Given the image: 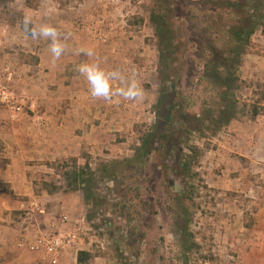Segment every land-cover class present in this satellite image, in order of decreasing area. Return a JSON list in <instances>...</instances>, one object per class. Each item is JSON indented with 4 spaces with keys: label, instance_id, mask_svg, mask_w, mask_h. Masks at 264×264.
<instances>
[{
    "label": "rangeland",
    "instance_id": "1",
    "mask_svg": "<svg viewBox=\"0 0 264 264\" xmlns=\"http://www.w3.org/2000/svg\"><path fill=\"white\" fill-rule=\"evenodd\" d=\"M56 1L0 0V29L23 28V17L32 11L48 8L49 12L60 9L75 14L83 9L87 16L80 17L77 25L82 28L84 24L94 41L108 45L113 33L128 30L131 36L125 34V39L145 43L144 50L140 45L141 51L151 63L145 75L137 70L147 102L144 100L140 106L143 112L137 116L133 132L119 133L117 143L121 148L105 149L97 157L86 154L80 164L74 158L55 164L54 174L46 175L47 181L42 185L48 192L58 194V202L69 197L67 208L51 217L53 223L57 226L63 216L67 217L64 229L75 232L79 243L92 255L87 264L238 262L242 248L237 239L245 232L244 227L252 225L264 198L257 201L253 197L250 181L245 191L237 185V189L227 190L209 182L222 176L223 165L213 169L209 165L213 157L208 153L223 141V129L213 120H197L219 110L216 91L204 78L209 55L206 49L213 43L219 21L206 6L183 1L186 17L176 21L177 27H185L184 33L178 35L181 60L170 67L177 72L172 73L178 83L174 101L178 105L177 116L188 117L183 120V127L171 129L175 136L171 141L160 140L159 130L149 144L153 152L146 155L138 149L153 132L158 100L166 89L163 86H169V81L162 82L163 75L170 73L160 65L159 38L151 21L152 13L165 10V4L158 0H72L79 2L73 4ZM101 32L106 41L98 40ZM261 35L264 36L262 30L256 32L247 54L260 45ZM236 97V121L250 118L256 111L264 112L259 105L264 103V85L242 80ZM172 100L169 97L166 105ZM178 124L179 120L174 126ZM216 157L222 160L221 156ZM231 167L234 170L237 165ZM238 174L239 171L230 173L232 177ZM39 215L27 218L36 222L44 216ZM41 226L46 229L48 223Z\"/></svg>",
    "mask_w": 264,
    "mask_h": 264
},
{
    "label": "crops",
    "instance_id": "2",
    "mask_svg": "<svg viewBox=\"0 0 264 264\" xmlns=\"http://www.w3.org/2000/svg\"><path fill=\"white\" fill-rule=\"evenodd\" d=\"M75 1L68 0L69 4L79 3ZM27 15L34 25L55 26L62 37H67L68 48L55 60L46 40L32 39L23 28L0 29L4 39L0 84L6 78L4 70L10 68L15 74L13 87L27 98L26 111L17 116L0 106V264H51L42 254L17 246L22 236H35L44 230V223L50 227L53 214L67 208L68 196L62 198L63 203L58 202V194L43 187L46 175L54 174L55 164L72 158L80 164L86 154L97 157L105 149H120L119 133L133 132L136 118L143 112L140 106L148 96L144 91V98L136 102L93 99L87 81L75 71L77 65L97 60L105 70L120 68L131 76L139 69L145 75L151 63L141 51L145 43L125 39V34L131 36L130 31H117L108 45H101L91 38L84 24L82 28L77 25L80 17L87 16L83 9L73 14L60 9L49 12L47 8ZM260 38V45L245 55L240 68L241 81H253L255 86L264 85V36ZM89 48L94 50V57L81 51ZM259 105L264 107V103ZM222 138L208 153L213 157L209 162L213 169L223 165L222 176L209 182L227 190L245 191L250 185L257 201L264 198V112L233 120L223 129ZM232 171L239 174L232 177ZM38 213L44 215H39L41 220H28V215ZM244 231L237 239L242 252L235 264H264V204ZM78 248L77 252L65 253L57 264H78L79 252L87 251L81 243Z\"/></svg>",
    "mask_w": 264,
    "mask_h": 264
},
{
    "label": "trees",
    "instance_id": "3",
    "mask_svg": "<svg viewBox=\"0 0 264 264\" xmlns=\"http://www.w3.org/2000/svg\"><path fill=\"white\" fill-rule=\"evenodd\" d=\"M158 1L165 4V10L152 13L151 21L159 38L160 65L164 66L170 75H163L162 78V82L169 81V86H163L166 89L158 100L157 123L153 132L142 140L138 149L145 151L146 155L153 152L149 144L155 139L159 130L160 140L171 141L175 137L171 129L183 127L185 123L183 120L188 117L177 116L178 105L174 101L178 94V83L172 76V73L177 72L170 67L171 63L174 65L181 60L178 52L180 48L178 35L184 33L185 27H177L176 21L186 17V12L182 11L183 8L185 9L183 1L191 5L206 6L207 11L213 14V18L219 21L218 30L212 40L213 43L209 44L206 49L209 55L204 66V78L216 91L219 110L216 114L210 113L208 117H204L202 120L198 119L197 122L213 120L222 130L237 119L236 90L241 81L238 72L243 58L247 55V48L252 43V38L259 30L264 33V0H201L197 3L191 0ZM169 97H172L173 100L166 105ZM160 107L162 108L160 109ZM191 119L196 120L197 116H192ZM178 120L180 124L174 126ZM80 177L81 174H78L77 178ZM81 182L84 183L86 180ZM91 259L92 255L89 252L81 251L78 254V264H87Z\"/></svg>",
    "mask_w": 264,
    "mask_h": 264
},
{
    "label": "clouds",
    "instance_id": "4",
    "mask_svg": "<svg viewBox=\"0 0 264 264\" xmlns=\"http://www.w3.org/2000/svg\"><path fill=\"white\" fill-rule=\"evenodd\" d=\"M22 27L32 39L46 40L55 60L65 54L68 48L67 37H62L55 26L46 23L34 25L31 16L25 15ZM81 51L88 57L95 56L91 48ZM75 71L87 81L88 92L93 99L111 102L114 98H121L123 101L136 102L144 98V88L134 71L131 76H127L120 68L105 70L97 60L81 63L76 66Z\"/></svg>",
    "mask_w": 264,
    "mask_h": 264
},
{
    "label": "built area",
    "instance_id": "5",
    "mask_svg": "<svg viewBox=\"0 0 264 264\" xmlns=\"http://www.w3.org/2000/svg\"><path fill=\"white\" fill-rule=\"evenodd\" d=\"M105 34L100 33L98 40L106 41ZM4 46V39L0 38V49ZM5 80L0 84V106L11 112L15 116L26 111L27 98L19 94L12 83L14 72L10 68L4 70ZM43 214V213H42ZM50 227L40 230L35 236H22L18 242V248L34 253L42 254L44 260H50L51 264H57L60 258L68 252L79 251L80 239L75 232H71L67 227V217L60 219V224L50 223Z\"/></svg>",
    "mask_w": 264,
    "mask_h": 264
}]
</instances>
